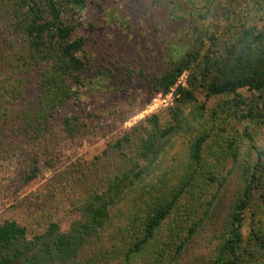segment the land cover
I'll list each match as a JSON object with an SVG mask.
<instances>
[{"label": "trees", "instance_id": "obj_1", "mask_svg": "<svg viewBox=\"0 0 264 264\" xmlns=\"http://www.w3.org/2000/svg\"><path fill=\"white\" fill-rule=\"evenodd\" d=\"M85 4L0 0V264H264V150L254 161L234 123L264 124V0H227L217 32L163 50L138 76L153 96L175 88L171 105L112 139L129 104L63 114L90 71L74 38Z\"/></svg>", "mask_w": 264, "mask_h": 264}, {"label": "rangeland", "instance_id": "obj_2", "mask_svg": "<svg viewBox=\"0 0 264 264\" xmlns=\"http://www.w3.org/2000/svg\"><path fill=\"white\" fill-rule=\"evenodd\" d=\"M226 1L86 0L85 6L78 10L76 16L79 26L74 38L81 37L84 40L80 56L84 58L90 71L83 85L76 88L77 104L64 110L63 114L81 110L99 114L104 113L112 103L129 104L126 121L114 127L108 135V139H112L145 116L169 107L175 88L166 95L153 96L152 85L149 86L138 73L148 76L157 74L161 68V59L169 58L163 50L169 51V46L177 48L185 41L193 44L196 30L200 29L199 37L202 39L207 34L217 32L222 24L221 8ZM204 44L206 47V43ZM104 67H111V71H106ZM129 72L137 73V77L122 82L124 78L129 80ZM113 73L118 76L114 78ZM177 84L188 86V72L180 76ZM239 92L250 97L245 90ZM34 95L33 91L31 97ZM196 97L201 102L204 101L201 93ZM213 102L212 99L207 105L211 106ZM234 123L240 130L248 128L250 131L257 150L253 153V160L256 161L258 152L264 150V124H249L242 120ZM104 145L105 139L98 138L93 143L72 149L65 153L62 165L78 158H90L104 148ZM58 168L59 166L53 170H42L38 181L24 191L36 189L40 181L48 179ZM248 224L249 220L245 224L246 232Z\"/></svg>", "mask_w": 264, "mask_h": 264}, {"label": "built area", "instance_id": "obj_3", "mask_svg": "<svg viewBox=\"0 0 264 264\" xmlns=\"http://www.w3.org/2000/svg\"><path fill=\"white\" fill-rule=\"evenodd\" d=\"M170 94H172V93H170ZM163 102H165V99H163Z\"/></svg>", "mask_w": 264, "mask_h": 264}]
</instances>
